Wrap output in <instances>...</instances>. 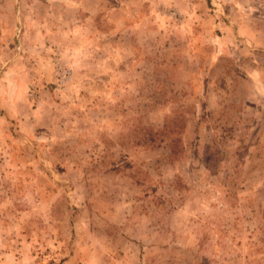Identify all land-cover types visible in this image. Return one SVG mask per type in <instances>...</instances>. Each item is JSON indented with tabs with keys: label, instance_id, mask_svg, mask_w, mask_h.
<instances>
[{
	"label": "rangeland",
	"instance_id": "rangeland-1",
	"mask_svg": "<svg viewBox=\"0 0 264 264\" xmlns=\"http://www.w3.org/2000/svg\"><path fill=\"white\" fill-rule=\"evenodd\" d=\"M0 264H264V0H0Z\"/></svg>",
	"mask_w": 264,
	"mask_h": 264
},
{
	"label": "trees",
	"instance_id": "trees-1",
	"mask_svg": "<svg viewBox=\"0 0 264 264\" xmlns=\"http://www.w3.org/2000/svg\"><path fill=\"white\" fill-rule=\"evenodd\" d=\"M176 151H177L176 147L175 146H171V152L172 153H176Z\"/></svg>",
	"mask_w": 264,
	"mask_h": 264
},
{
	"label": "crops",
	"instance_id": "crops-1",
	"mask_svg": "<svg viewBox=\"0 0 264 264\" xmlns=\"http://www.w3.org/2000/svg\"><path fill=\"white\" fill-rule=\"evenodd\" d=\"M57 1H59V0H57ZM67 1H73V0H67ZM96 1H98V0H96ZM77 5H81V4H77Z\"/></svg>",
	"mask_w": 264,
	"mask_h": 264
}]
</instances>
